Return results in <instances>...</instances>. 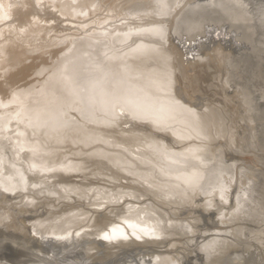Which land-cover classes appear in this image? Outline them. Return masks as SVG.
I'll use <instances>...</instances> for the list:
<instances>
[{
  "label": "bare ground",
  "instance_id": "bare-ground-1",
  "mask_svg": "<svg viewBox=\"0 0 264 264\" xmlns=\"http://www.w3.org/2000/svg\"><path fill=\"white\" fill-rule=\"evenodd\" d=\"M156 3L155 0H0V225L5 228V231L0 229V235L9 239L2 246L11 251L0 256V259H5L0 264H110L115 250L134 247L139 250V246L156 250L164 264H190L191 260L195 264H264V260L257 262L253 256L244 262L245 256L237 250L241 246L240 239L249 237L245 235L243 225L237 223L254 213L261 214L254 208V204L248 207L245 203L243 206V202L236 200L238 188L245 183V167H240L239 170L235 165L230 166L226 181L221 182L213 195L209 187L212 184L211 176L219 171V176L224 177L226 169L222 164L210 162L201 175L195 170L186 169V164H198L203 156L212 153L214 138L209 132V122L215 117V113L212 109L200 112L183 104V110L170 105L157 112L151 111L167 97L178 106L181 105V101L171 94L168 83L175 71L183 70L177 60L176 50L172 46H161L160 27L153 22ZM239 3V0H217V9L213 11L216 15L211 18L215 21L229 20L232 23L249 21V14L238 6ZM172 4L170 0H161L159 6L166 14ZM257 14L261 20L258 10ZM129 16L139 17L145 29L113 34V29L124 31L136 28L129 25L113 29L105 27L107 24L112 26V18H119L121 22ZM206 17V8L201 3L191 4L182 12L179 21L181 24L177 29L190 33L201 20L209 18ZM90 23H95L98 27H87ZM255 26L261 30L256 47L264 51V21ZM74 28L80 31L70 30ZM244 36L252 38L245 33ZM173 57L175 65L172 63ZM98 71L105 73L100 76L95 74ZM200 74L201 71H198L196 75L202 76ZM186 79L190 92L187 85L184 92L192 97L198 91L197 87L194 88L198 77L186 76ZM84 98L88 99V103H80ZM261 98H264L263 90ZM245 99L251 104L252 97L246 92ZM72 104L80 109L84 106L85 110L108 112L107 116L112 120L106 119L109 123L104 125L102 121L105 119H95L93 126H87L90 132L86 127L58 129L63 121V112ZM146 108L148 111L144 112ZM125 109L135 112V118L147 120L151 126L148 131L150 135H153V131L168 128L173 141L180 146L175 148L156 145L166 149L167 155L174 154L175 158L166 154L154 158L149 151L142 150L139 152L143 157L139 159L130 157L125 160L120 156L108 159L127 161L135 167L151 165L160 171L164 168L180 171L178 180L192 186L193 194L183 193L177 188L172 192V200L160 199L161 206L167 211L179 209L181 205L177 200L188 198L189 203L191 200H198L196 191L203 189V201H207L204 205L212 207L215 203L219 215L216 220L220 225L214 226V232L204 237L197 248L190 247L191 235L195 233L197 225L187 220L183 222L185 229L174 225L166 226L158 216L142 219L143 222L127 220L107 228L105 225L116 213V210L111 211L107 207L109 210L96 215V221L101 226L97 228V234L87 232L91 241L78 243L77 238L70 239L68 235L64 239H42V215H29L39 200L46 197V192L52 193L47 187L61 184L59 186L73 190L76 188L73 185L63 184L71 171H81L88 159L102 161L107 157L103 146L93 145L88 151L82 152L79 162L69 158L56 159L57 147L63 139L87 146L96 141L91 138L95 131L112 136L116 127L114 119L119 117L112 115V112ZM245 110V117L251 123V134H254L253 116L248 108ZM120 111L117 114L120 115ZM102 126H107L108 130L104 131ZM123 126L133 128L127 123ZM223 130L220 132L223 133ZM149 160L154 163L151 164ZM158 176L157 179L151 178L148 181L154 184L155 189L159 183L173 182L166 179V176L158 180ZM31 183L42 185L32 189L29 186ZM258 183L264 199V176L259 177ZM153 187L150 189H154ZM147 192L155 196L151 191ZM133 204L124 207V210L134 212L136 205ZM88 213H73L70 218L74 219L69 218V221L81 222L77 216ZM142 233L150 237H144L142 242L134 239V236L142 237ZM101 234L109 240L103 239ZM115 235H121L122 238H110ZM254 237L264 243V232ZM180 243L183 245L178 250L176 247ZM171 246L175 251L168 252ZM74 259L83 260L75 263ZM117 264L146 262L143 257L138 256L136 260L132 256V260L121 259Z\"/></svg>",
  "mask_w": 264,
  "mask_h": 264
},
{
  "label": "rangeland",
  "instance_id": "rangeland-1",
  "mask_svg": "<svg viewBox=\"0 0 264 264\" xmlns=\"http://www.w3.org/2000/svg\"><path fill=\"white\" fill-rule=\"evenodd\" d=\"M155 1L157 3L154 8L153 22L160 27L158 29L160 39H162L161 46L165 48L172 46L176 50L177 60L178 62L180 61L179 63H181L183 70L175 71L169 78L168 83L171 94L181 101V105L178 106L172 99L167 97L163 98L162 102L151 111L157 112L162 108H168L170 105H174L181 110L185 107L183 105H186L193 110H200V112L205 109L210 111L212 109V112L215 113V117L212 119L213 121L210 120L209 122V132L214 138L211 148L212 153L203 156L198 164H186V169L195 170L196 173L201 175L209 164L213 162L222 164L226 169V172L224 171V177L219 176V171L211 176L212 184L209 187L212 189L211 192L213 195L219 189L221 182L226 181L230 166L235 165L239 170L240 167L242 169L245 167V176L243 178L245 183L238 188L236 200L243 202V206L248 204V207H250L254 204V208H257V211H260L261 214L254 213L248 216V219L245 218L237 223L243 225L245 235L247 234L249 236H244L240 239L241 246L237 250L245 256L244 262L252 259V256L257 262L264 260V243L257 241L255 239L256 237H254V235L260 236L264 232V199L261 197L262 190L259 187L260 183H258L259 177L264 176V98H261V91H264V51L256 47L261 30L258 29V26H255V24L264 21V12L262 14L264 8L261 10V7H264V0H239L240 3L238 6L244 9L251 18L249 21H239L241 23H235L234 21L232 23L229 20H213L211 17L216 15L215 12L213 14V11L217 9L215 4L217 0H170L173 4L166 14L162 12L159 6L161 0ZM196 3H201L206 8V13L209 18L206 17L208 19L201 20L198 26L190 33L187 30L179 31L177 27L181 24L179 21L182 12L188 9L191 4ZM257 10L261 15V20L259 19L260 16L257 14ZM254 11L256 14H254ZM136 15L140 16L138 14ZM111 24L112 26L107 24L105 27L113 29L116 26L122 27L129 25L136 28V30L127 28L124 31L113 29V34L117 32H119L117 34H127L145 29L139 17L135 16H129L121 22L119 18H112ZM182 24L185 25V23ZM239 25L241 26L237 27ZM87 27H93L94 29L98 26L95 23H90ZM70 30L74 32L80 31L77 28ZM244 33L245 35H251L252 38L249 39L244 36ZM172 63L175 65L174 57ZM198 71H201L202 76L196 75ZM103 72L105 73V71ZM103 72L98 71L95 74L101 76L104 74ZM186 76L198 77L197 82L194 83V88L197 87L198 89H196L198 91L192 97L184 92V88L187 85ZM91 78L93 77L91 76ZM83 89L87 91V89ZM188 90L190 92L189 86ZM245 92L252 97L251 104L247 103ZM87 100V98L81 99L80 103L86 104L88 103ZM82 108L80 109V107H76L74 104L70 105L63 112V116L61 115L63 121L58 126V129L61 130L75 126L82 129L86 127V130H89L87 126H93L96 122L95 119H99V117L101 121L105 119L102 121L104 125L109 123L106 119L112 120L107 116L108 112L106 113L102 110L97 111L96 109L91 110V112L87 108L86 110ZM247 108L253 116L252 124L255 127L254 134H251V123L245 117L247 112L245 109ZM87 111H89V115H87ZM119 111L112 112V115L116 114L119 116L114 119L116 127L112 136L99 134L95 131L94 134L92 133L91 138H94L96 141H93L87 146H82L81 143H73L67 138H64L57 147L56 159L61 158L66 160L69 158L75 162H79L78 158L82 156V152L88 151L93 145L103 146L107 157L103 158L102 161H91L88 159L82 165L83 168L81 171H71L68 180L63 184L73 185L76 187L75 189L72 190L66 186H59L61 184L56 187L54 185L47 187L49 189L48 191L52 193L46 192L47 198L40 199L36 205L37 208L35 207L36 210L32 208L33 210L29 212V215H32V217L35 215H42L43 217L44 232L42 230L41 235L44 238L42 239H64L68 235L67 237L70 239L77 238L78 243H89L91 240L87 232L97 234V228L101 227L96 221V215L102 211L111 209V211L116 210V213L111 217L110 222L105 225L107 228L110 225L113 226L115 223L120 224L127 220L143 222L142 219L148 220L156 216L160 217L166 226L174 225L183 229H185L183 225L184 221H192L197 225V229L191 235L192 245L190 247L197 248L202 239L211 235L215 230L214 226H218L219 224L216 220L219 215L217 214L215 203H213L212 207L205 206L204 204H207V201H203V189L199 188L196 191L198 200H191L190 203L188 202V198L180 201L177 200V203L181 205L179 209L177 211H167L161 206L160 199L172 200V192L177 188L183 193L193 194L192 189L194 188L192 186L178 180L180 171H170L167 168L160 171L151 165L135 167V165L127 161L118 162L113 159L109 160L108 157L115 156H120L125 160L130 157L139 159V157H143L142 153L139 152L142 150H147L150 154L154 155V158H159L161 155L166 154L167 150L156 145L172 146L175 148L180 146V144H176L173 141L172 136L168 133V128L153 131V135H150L148 131L151 130V126L147 120L135 118V112L128 111L127 109L120 111V115L117 114ZM143 111L147 112L148 110L146 108ZM92 113L96 115L94 116ZM100 113L102 114L100 115ZM230 116H233V118ZM228 117H230V120H228ZM106 122L107 124H105ZM124 123H127L128 126H133V128H125L123 126ZM102 127L104 131L108 130L107 126ZM222 130L223 133H221ZM205 140H208V138ZM167 156L175 158L174 154L171 155L169 153ZM197 156L199 158L201 157L200 155ZM149 161L151 164L154 163L153 160ZM147 166L150 168L153 167V169ZM157 176L158 180L166 176V179L173 182L170 184L164 182L159 183L157 184L158 188L155 189L153 187L154 184L148 183V181L151 178L157 179ZM41 185L40 183H31L29 186L32 189H37ZM152 187L155 190L150 189ZM148 190L155 196L148 193ZM133 203L136 205L133 209L134 212H126L124 207ZM124 204L125 206H123ZM107 207L109 209H106ZM123 210L124 212H121ZM86 211L89 213L79 214L77 216L82 220L81 222L71 223L69 221L73 213ZM91 214L92 216H90ZM70 219L72 220L74 218ZM150 224H153V222H150ZM0 229L5 231V228L1 225ZM101 235L103 239L109 240L103 234ZM141 235L142 237L133 236L134 239L140 242L143 241L144 237H150L144 233ZM184 235L186 236L185 233ZM3 238L0 235V256L6 254L5 252H11L8 247H3L4 244L8 243L7 241L9 239ZM110 238L120 239L122 236L115 235V237ZM12 245L15 247V244ZM181 245L183 244H177L176 249L180 250ZM163 246L165 245L163 244ZM139 248V250L135 249V247L115 250V254L110 259L111 261L113 260L111 263L117 264L121 259L127 261L132 260V256L138 260L139 256L145 259L146 264H164L163 258H160L156 250H150V247L145 246L143 248L139 246ZM169 249L168 252L175 251L173 246L169 247ZM74 260L77 263L83 259ZM0 261L4 262L5 259H0ZM193 261L191 260L190 264H195Z\"/></svg>",
  "mask_w": 264,
  "mask_h": 264
}]
</instances>
